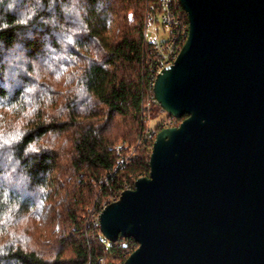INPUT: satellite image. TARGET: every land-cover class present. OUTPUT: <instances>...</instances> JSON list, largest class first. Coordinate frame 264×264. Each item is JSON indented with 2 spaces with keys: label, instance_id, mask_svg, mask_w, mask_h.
Instances as JSON below:
<instances>
[{
  "label": "water",
  "instance_id": "95a60500",
  "mask_svg": "<svg viewBox=\"0 0 264 264\" xmlns=\"http://www.w3.org/2000/svg\"><path fill=\"white\" fill-rule=\"evenodd\" d=\"M187 39L153 95L180 119L100 213L124 264H264V0H179Z\"/></svg>",
  "mask_w": 264,
  "mask_h": 264
},
{
  "label": "trees",
  "instance_id": "16d2710c",
  "mask_svg": "<svg viewBox=\"0 0 264 264\" xmlns=\"http://www.w3.org/2000/svg\"><path fill=\"white\" fill-rule=\"evenodd\" d=\"M97 2L103 11L90 10L87 34L80 38L74 63L67 68L77 74L76 80L86 81L92 99L88 111L80 112L85 102L72 94L75 82L65 86L64 81L49 78L41 81L47 98L40 101L33 120L0 111V124L18 122L23 127L25 138L14 152L37 189L16 213L17 217L33 214L15 229L31 238L29 251L13 249L21 264H87L99 257L124 264L136 249L135 241H107L95 224L96 216L122 191L133 189L137 179L149 175L155 140L149 139V131L158 133L169 119L177 126L186 117L167 115L157 126L150 125L161 109L149 102L153 48L144 40L143 31L149 18L158 22L160 0H92V6ZM30 27L36 39L24 43L33 54L39 51L45 33L39 23ZM23 30L13 25L0 33V40L11 45ZM59 109L64 111L57 115ZM49 132L55 136L54 145ZM33 140L40 151L24 156L22 150Z\"/></svg>",
  "mask_w": 264,
  "mask_h": 264
},
{
  "label": "clouds",
  "instance_id": "9594fccd",
  "mask_svg": "<svg viewBox=\"0 0 264 264\" xmlns=\"http://www.w3.org/2000/svg\"><path fill=\"white\" fill-rule=\"evenodd\" d=\"M102 12V5L92 0H0V33L11 26L23 31L11 45L0 40V111L19 115L20 120L31 121L46 100L41 81L49 78L65 86L75 82L72 94L78 101H84L81 113L88 111L92 99L86 81L76 80L77 74H70L68 66L74 63V50L81 37L86 35V20L89 12ZM9 17L13 19L9 21ZM104 18V17H102ZM44 26L39 51L29 54L30 47L24 41L36 39L32 23ZM107 22V21H106ZM107 68V65H103ZM64 109H59L57 115ZM3 116H0V120ZM25 132L18 122L0 124V264H21L13 249L29 251L31 238L15 229L33 218V214L17 217V209L25 199L32 198L37 191L31 174L23 168L14 148L25 138ZM48 136L55 144V136ZM24 156L40 151L37 141L28 143L22 150ZM43 193L44 189H39ZM40 205L36 212L40 211ZM8 239L4 240L3 237Z\"/></svg>",
  "mask_w": 264,
  "mask_h": 264
},
{
  "label": "built area",
  "instance_id": "2783aa9c",
  "mask_svg": "<svg viewBox=\"0 0 264 264\" xmlns=\"http://www.w3.org/2000/svg\"><path fill=\"white\" fill-rule=\"evenodd\" d=\"M162 13L158 17V22L149 18L148 23L143 31L144 40L152 46L153 58L149 60L151 71L154 73L150 77V86L153 92V86L156 75L164 68L170 67L177 59L179 52L184 45L187 36L189 23L179 0H160ZM180 7V11L178 8ZM177 10V11H176ZM186 19V20H185ZM150 103H156L154 95ZM165 128L174 127L172 119L163 121ZM154 130L149 131V139L156 137ZM107 205H104L102 210ZM99 216H96L95 224L99 226ZM100 228V226H99ZM120 239V238H119ZM137 248V243L135 242ZM87 264H118L114 259L99 257Z\"/></svg>",
  "mask_w": 264,
  "mask_h": 264
},
{
  "label": "rangeland",
  "instance_id": "374dc122",
  "mask_svg": "<svg viewBox=\"0 0 264 264\" xmlns=\"http://www.w3.org/2000/svg\"><path fill=\"white\" fill-rule=\"evenodd\" d=\"M166 117H167V114L161 111L160 113H158V114H157V115L151 120V122H150L151 127H155V126H157V125L160 124L161 121H162L163 119H165Z\"/></svg>",
  "mask_w": 264,
  "mask_h": 264
},
{
  "label": "bare ground",
  "instance_id": "6f19581e",
  "mask_svg": "<svg viewBox=\"0 0 264 264\" xmlns=\"http://www.w3.org/2000/svg\"><path fill=\"white\" fill-rule=\"evenodd\" d=\"M126 157V156H125ZM129 157V156H128ZM123 160V159H122ZM126 161V160H125Z\"/></svg>",
  "mask_w": 264,
  "mask_h": 264
}]
</instances>
